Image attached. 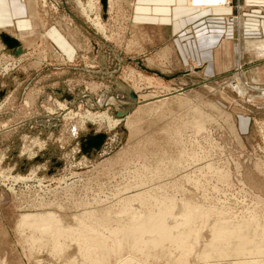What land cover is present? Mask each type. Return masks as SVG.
I'll use <instances>...</instances> for the list:
<instances>
[{"label": "rangeland", "instance_id": "rangeland-1", "mask_svg": "<svg viewBox=\"0 0 264 264\" xmlns=\"http://www.w3.org/2000/svg\"><path fill=\"white\" fill-rule=\"evenodd\" d=\"M249 1L259 0L192 7L212 15L202 22L207 37L223 33L210 51L200 49L204 36L189 24L168 42L156 22L135 28L147 5L167 11L173 2L190 7L188 0H108L105 11L101 0H37L42 22L16 37L22 54L11 56L0 41V264H79L73 248L58 253L49 236L19 228L26 215L53 214L66 231L83 222L124 232L149 213L180 223L188 209L201 231L198 253L214 223L264 229V74L258 79L252 70L264 71V56L242 72L223 67L235 22H264V6L255 14ZM53 27L85 39L83 48L63 52L45 34ZM254 37L264 42L263 27L246 40ZM164 49L169 62L158 57ZM98 114L103 121L91 118ZM97 135L104 136L99 148L89 144ZM160 251L150 264L179 258ZM129 254L117 252L110 263ZM243 255L241 262L251 257Z\"/></svg>", "mask_w": 264, "mask_h": 264}, {"label": "bare ground", "instance_id": "bare-ground-1", "mask_svg": "<svg viewBox=\"0 0 264 264\" xmlns=\"http://www.w3.org/2000/svg\"><path fill=\"white\" fill-rule=\"evenodd\" d=\"M188 1H189V6L191 8L196 7L200 10H209L213 8H223L230 6V0H188ZM92 6L93 4L88 7L89 10L94 8ZM95 26L97 27L98 30L100 31L102 30L100 24H95ZM103 115L104 114H100V115L98 114V116L96 117L92 116L91 118L92 119L101 118L102 120L104 117ZM109 121L107 120L108 126H109ZM171 210L173 211V209ZM171 210L169 208V211ZM184 210H186L182 213L183 214L182 218L184 219L180 220L181 221L180 223H177L179 221L176 222L170 221L171 223H169L167 221L168 218L164 219L163 217H160L159 214L152 215L151 213H149V216H147L145 219L144 218L141 219V217L140 219H137L138 222L134 224L135 227L134 226L129 227L124 232H121L120 229H117L116 227L115 229L117 230H115L114 228H113L114 230L110 229L111 227L106 228L105 226L108 225L104 226L102 224L100 225V228L104 226L103 229L102 228L100 229L99 226L98 227L94 226L97 227L94 228L92 224H86L81 222L83 220H81L79 217L78 218L81 221L76 220L77 222H81L80 224L77 223L79 225L78 226L79 228L77 230H71L70 227H67L66 228L67 231H66L63 227H61L60 221L55 219L54 218L55 216H53V214H48V213L46 215L43 214L26 215L22 217L19 228L33 229L35 230V233L37 230L42 235L49 236L50 239L54 242V243L52 242L53 249L56 252L59 251L58 253L61 252L62 249L61 247L63 248L70 247V249L73 248L75 252L74 255L76 256L75 261L78 260L79 264H108V262L109 263L111 262L109 258L112 257L113 254L116 255L117 252L121 254L124 251L129 252L130 257L126 259L121 258L122 260L119 261L120 264H150L149 263L150 258L156 260L157 258L155 259L154 256L155 255L158 256V252L162 249L165 250V252L160 251L163 254L164 259L169 257L171 254H172L171 257H173V255H175L174 252H176L179 255V258L176 261V263L173 260L175 264H191L192 262L190 257L193 254L194 257H196L197 259L196 262H198L199 259L201 264H264V231H263L264 229L263 228L258 229V227L261 225L259 226L257 225L258 226V227L256 226L257 228H255L252 225L254 227V228L253 227L250 228L252 230H249L247 226L243 227L242 228L243 230H241V226L244 225H240V230H241L240 231L238 230L239 228L236 225L233 226L235 223L233 225L230 224L231 226L227 225L229 223L225 221H224L225 223L221 222L220 224L214 223L212 224L211 227H209L211 230L210 233L212 232V239L210 241L208 240L209 241L208 244L207 245L204 244V248L198 253L199 250L198 246L200 244L198 245L197 241L200 239L199 236L201 231L198 234L197 229H194L195 227H193L195 224L191 222L192 221L191 217H193V214L191 215L192 212H189L188 209H184ZM169 217H171V215H169ZM87 219L91 220V218H87ZM86 221L87 220L85 219L84 222ZM205 224H206V220H205ZM236 224L238 225V222ZM199 225L201 226V224ZM195 230L196 232L194 234ZM103 231H107V235L109 236L105 235L106 233L104 234ZM117 235H123V236L119 238L116 237ZM110 236L113 237L114 240H112ZM63 237H65L64 240L65 239L68 240V243L66 245L64 243L62 246V243H59V241ZM108 242L112 244L111 247H113L114 250L107 245ZM157 250L159 251L156 253ZM247 252H249V254ZM244 253H246L247 256L250 255L251 257L249 256H248L249 258L245 257L243 259V262H241L240 260H242V258L240 257V260L237 258H239V256L243 255ZM250 253L254 255L252 256ZM138 255L139 256L141 255L142 257L138 258ZM227 257L230 259H228ZM169 263L170 262H168V264Z\"/></svg>", "mask_w": 264, "mask_h": 264}, {"label": "crops", "instance_id": "crops-1", "mask_svg": "<svg viewBox=\"0 0 264 264\" xmlns=\"http://www.w3.org/2000/svg\"><path fill=\"white\" fill-rule=\"evenodd\" d=\"M247 4L248 6L252 7V13L255 14H259L264 6V2L260 0L249 1L247 2ZM164 7L165 5H155V6L150 5V7L147 5L146 7H144L146 11L141 13V17L135 16V21L137 22V23L135 22L134 24L135 28L137 29L139 27V29H142V32H144L143 28L146 29V27L149 26V24L145 22H156V24L153 26H156L158 33L162 35L161 40L163 39V42L164 41L168 42L170 36L180 34L186 28V25L189 24L188 26H192V28H197V30H199L200 28V30L198 31V35L204 36L205 43L204 45H202L201 43L200 49L207 48V50L212 51L217 40L223 33L222 32L219 34L216 33L215 37L214 36L207 37L209 32L206 30V28L208 27L206 28L204 27L202 29V24H203L202 22L206 18L211 19L212 17L211 14H204V16L201 17L202 13H200L194 8L186 6L181 2L178 3L173 2L171 9L167 11H165ZM155 8L158 9L163 8L165 12H163L162 15H158V14L156 15L154 13ZM215 9H226V8H213L212 10ZM38 11L39 9L37 5V0H0V31H6L7 32L6 34L15 38L18 37V34H23L26 31H28L29 33V31H31L34 28L36 24V20L38 22L40 21V23L42 22L41 20L42 18H38L39 16L37 17V15L39 14ZM242 20H243V24L241 23V25L239 24L240 22L237 21L235 22V27L233 29L234 30L233 37L231 39H227L224 41L223 50L226 60L223 66L224 69L237 67L238 68L237 71L242 72V70L244 69L243 67L244 63H249L248 61H251L252 59L253 61H255L256 59L264 56V42H261L259 38L256 37H254L255 41L253 42L246 40V37L248 35L253 34L254 31L259 32L261 31L262 27L264 29V22L262 24L261 22H259L258 25L256 26L254 22L250 21L253 23L252 27H250L248 22H245L244 19ZM164 29H167V31L166 32L162 31ZM48 32L50 33V36L53 37L52 39L54 40V42L61 47V50L63 52H67L68 48L69 51L75 50V48H83V45L85 44L83 41L85 39L81 40L79 35L75 36L69 34L68 32L63 34L62 31L61 33L58 29L55 30L54 27L52 29L45 28L46 36L48 35L47 34ZM148 39L150 40L151 37L150 38L148 37ZM176 46H177L176 51L179 52L180 55L181 53L183 54L184 48L180 45H176ZM230 51L232 52L230 53ZM216 53L218 57L220 51L216 50ZM206 54L208 55L209 53ZM169 56H170L169 51L165 49L158 53V57H160L165 62H169L168 61ZM210 58H213V56L212 57L210 56ZM230 60L234 61V63L231 62ZM223 67L221 66V68ZM252 70L255 73H257L256 75L258 79H262L261 74H264V71L261 68L258 69L252 68ZM254 80L256 79L254 78ZM260 81L261 83L264 82V80H260ZM262 99L264 100V96L262 97Z\"/></svg>", "mask_w": 264, "mask_h": 264}, {"label": "water", "instance_id": "water-1", "mask_svg": "<svg viewBox=\"0 0 264 264\" xmlns=\"http://www.w3.org/2000/svg\"><path fill=\"white\" fill-rule=\"evenodd\" d=\"M107 1L108 0H101V4L103 6V11L106 10V6H107ZM0 41L1 43L5 46V50L13 57H18L22 54L23 50H22V46L20 41L15 38L12 37L8 34L5 33H1L0 34ZM129 95L132 101L136 100V96L135 94L129 90ZM2 96V94L0 95V97ZM128 111H124V112H119L117 114V116L121 117V116H125L127 114ZM104 136L103 135H97L94 136L93 138H91L89 144L95 146V148H99L100 144L103 142Z\"/></svg>", "mask_w": 264, "mask_h": 264}]
</instances>
